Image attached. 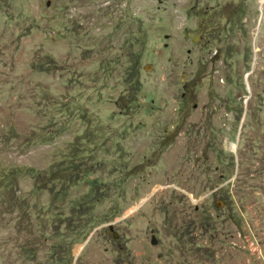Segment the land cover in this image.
I'll return each instance as SVG.
<instances>
[{
    "label": "rangeland",
    "instance_id": "374dc122",
    "mask_svg": "<svg viewBox=\"0 0 264 264\" xmlns=\"http://www.w3.org/2000/svg\"><path fill=\"white\" fill-rule=\"evenodd\" d=\"M0 264H264V0H0Z\"/></svg>",
    "mask_w": 264,
    "mask_h": 264
}]
</instances>
